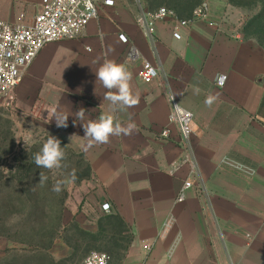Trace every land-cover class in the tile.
I'll return each mask as SVG.
<instances>
[{
	"label": "crops",
	"instance_id": "obj_1",
	"mask_svg": "<svg viewBox=\"0 0 264 264\" xmlns=\"http://www.w3.org/2000/svg\"><path fill=\"white\" fill-rule=\"evenodd\" d=\"M204 1L205 17L182 24L173 15L149 32L138 18L159 7L117 0L82 36L46 44L12 107L0 106L19 139L36 131L55 136L90 165V177L73 183L62 226L100 228L107 216L119 215L133 232L123 264H264V49L227 29L228 0ZM42 4L0 0V19L15 21L23 11L34 16ZM108 59L132 74L137 103L123 112H111L103 97L114 90L96 81L95 69ZM144 60L158 66L151 84L137 78ZM170 94L194 113L185 143L174 137ZM80 108L84 119L74 124ZM54 112L69 114L66 128L56 127ZM101 114L135 127L92 142L81 125ZM165 127L174 136L157 138ZM187 179L192 185L176 202ZM105 201L110 212L100 208Z\"/></svg>",
	"mask_w": 264,
	"mask_h": 264
},
{
	"label": "rangeland",
	"instance_id": "obj_2",
	"mask_svg": "<svg viewBox=\"0 0 264 264\" xmlns=\"http://www.w3.org/2000/svg\"><path fill=\"white\" fill-rule=\"evenodd\" d=\"M133 1L136 3V0ZM142 1L155 9L167 7L168 1L189 6L197 0ZM251 1L244 0L246 3ZM202 3L203 0H200V5ZM229 5L224 15L227 29L257 44V37L264 42V16L260 21L263 30L249 24L261 7L253 4L250 7ZM0 116L2 128L7 130L4 119L10 115L6 110H0ZM48 137L41 131L26 139H19L17 132L15 135L22 146L28 148L33 144L42 146ZM61 147L65 157L60 168H38L29 179L13 169L16 177L6 184L0 183V264H75L91 251H106L111 255V264H123L120 257L128 253L133 239L132 228H101L100 231V228H78L76 223L71 222L65 227L55 228L60 217L62 224L64 208L70 196H74L73 183L78 182L72 179L73 174L76 176L85 171L83 157L63 145ZM41 174L48 177L43 186L38 183ZM57 181H62L60 192L52 190Z\"/></svg>",
	"mask_w": 264,
	"mask_h": 264
},
{
	"label": "built area",
	"instance_id": "obj_3",
	"mask_svg": "<svg viewBox=\"0 0 264 264\" xmlns=\"http://www.w3.org/2000/svg\"><path fill=\"white\" fill-rule=\"evenodd\" d=\"M116 2L117 0H43L40 11L34 16L29 17L23 11L15 21L0 19V106L12 107L15 89L46 44L82 36L89 23L99 18L107 8L114 7ZM208 9V3L204 1L195 9L194 17H205ZM173 15L175 16L171 9L162 6L139 17L138 23L153 32V25L157 20ZM187 21L182 20V24ZM174 35L176 38L181 37L179 33ZM119 37L123 41L127 40L123 33ZM158 77V66L144 60L137 73L139 81L151 84ZM225 80V76L220 78L218 84L223 85ZM168 100L171 105L169 119L175 126L176 135H173L170 127H165L157 134V138L174 136L185 143L193 132L194 113L181 106L174 95L170 94ZM191 185V180H185L176 202L184 200L185 190ZM100 208L105 212L112 209L108 201L101 203ZM246 236L251 237L249 233ZM75 264H111V255L106 251H91Z\"/></svg>",
	"mask_w": 264,
	"mask_h": 264
},
{
	"label": "clouds",
	"instance_id": "obj_4",
	"mask_svg": "<svg viewBox=\"0 0 264 264\" xmlns=\"http://www.w3.org/2000/svg\"><path fill=\"white\" fill-rule=\"evenodd\" d=\"M96 81H100L102 86L107 90H114L112 94H106L103 99L107 100L112 113L123 112L133 107L137 103L136 96L133 95L130 81L132 74L124 63L115 60H105L99 67L95 69ZM198 91V90H197ZM206 103H211L209 98ZM85 109L80 108L75 113V124L77 120L84 119ZM69 114L54 112L52 119L58 128H66L68 126ZM84 135L92 142L107 143L111 136L127 135L135 127L134 123L129 122L127 126L115 120L112 114H101L94 120H89L87 124L82 123ZM65 157V152L61 147V141L55 136L50 135L46 142L43 143L40 150L34 154L33 162L37 168L54 169L60 168L61 162ZM48 177L43 174L39 175L38 183L43 186ZM72 179H75L73 174ZM62 181H57L53 185L52 190L61 191Z\"/></svg>",
	"mask_w": 264,
	"mask_h": 264
},
{
	"label": "trees",
	"instance_id": "obj_5",
	"mask_svg": "<svg viewBox=\"0 0 264 264\" xmlns=\"http://www.w3.org/2000/svg\"><path fill=\"white\" fill-rule=\"evenodd\" d=\"M229 4L233 6H243L250 7L253 5H259L261 7L260 12L257 16L252 17L249 24L257 26L258 30H263V24L260 22L264 16V0H252L250 3L244 2V0H228ZM200 5V0H197L189 6H182L173 1H168L167 8L171 9L175 16L182 20H187L193 18V13L195 8ZM152 9V7H150ZM247 33V27H246ZM258 38V43L264 48V42L261 38ZM2 118L0 116V183H7L11 178L16 177V173H12L13 169H16L21 175H27L28 179L30 176L38 170L33 162V156L37 153L41 146L35 144L31 145L29 148L22 146V142L15 138L16 129L14 128V123L10 117L4 119V123L7 126V130L2 128L1 122ZM61 145L65 146L68 150L74 152L64 141H61ZM28 148V151L26 152ZM82 157V155L80 154ZM84 159V158H83ZM85 163V171L81 174L75 176V181L80 182L83 179H87L91 175L90 165L83 160ZM21 177L22 176H17ZM60 217V216H59ZM78 226V225H77ZM61 217L58 219V223L55 228H61ZM78 228H80L78 226ZM101 228H128L125 222L119 215L111 214L106 217L100 226ZM103 230V229H102ZM99 231V232H100ZM123 256L120 260H123Z\"/></svg>",
	"mask_w": 264,
	"mask_h": 264
}]
</instances>
